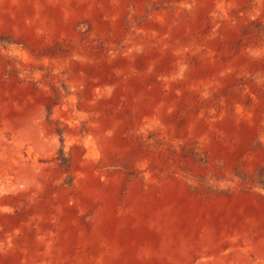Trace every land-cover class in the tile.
<instances>
[{"label":"rangeland","instance_id":"obj_1","mask_svg":"<svg viewBox=\"0 0 264 264\" xmlns=\"http://www.w3.org/2000/svg\"><path fill=\"white\" fill-rule=\"evenodd\" d=\"M0 264H264V0H0Z\"/></svg>","mask_w":264,"mask_h":264}]
</instances>
